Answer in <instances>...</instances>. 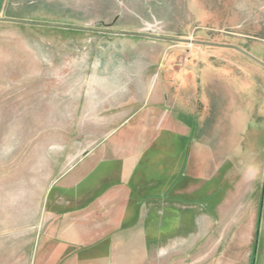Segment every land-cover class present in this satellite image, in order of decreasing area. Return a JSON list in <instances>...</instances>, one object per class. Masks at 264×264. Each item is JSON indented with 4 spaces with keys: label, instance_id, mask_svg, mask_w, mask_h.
Instances as JSON below:
<instances>
[{
    "label": "rangeland",
    "instance_id": "rangeland-1",
    "mask_svg": "<svg viewBox=\"0 0 264 264\" xmlns=\"http://www.w3.org/2000/svg\"><path fill=\"white\" fill-rule=\"evenodd\" d=\"M15 2L41 26L0 23V264H264V29L178 5L193 35L263 65L192 44L186 106L89 107L102 95L86 91L88 44L46 26L143 23L168 38L166 0Z\"/></svg>",
    "mask_w": 264,
    "mask_h": 264
},
{
    "label": "crops",
    "instance_id": "crops-1",
    "mask_svg": "<svg viewBox=\"0 0 264 264\" xmlns=\"http://www.w3.org/2000/svg\"><path fill=\"white\" fill-rule=\"evenodd\" d=\"M11 1L6 0L1 14L2 18L11 21L0 20V23H17L15 21L19 20L32 23L26 25L41 26L35 24V21L31 22L33 21L31 16L21 15L16 0ZM166 2L169 5L170 15L168 22L163 24L170 33L168 38L214 42L208 37H196L193 35V30H187L185 23L179 20L178 5L189 8L188 13L194 11L196 14L215 17L213 20L218 18L220 22L229 23L227 25L234 29L245 25H251L254 29H264V0H166ZM99 24L109 29L97 30L89 28V24L83 26L80 23H58L54 26H46L48 29L54 30L52 33L57 32L64 43L79 44L86 42L88 44L82 48L79 57L81 60L88 58L92 63L86 91L100 92L102 96L94 102L87 96L89 102L87 106L117 109L125 106L129 100L143 104L149 98L153 100V106L158 109L170 104L186 106L187 103H190L192 96L188 88V78L193 75L194 70L184 67L193 59H189V57L197 48L196 45H188L186 42L168 43L141 36L115 34L140 33L143 23ZM206 29H210L208 32L212 34L218 33L211 26H206ZM101 31L115 33H103ZM219 31L221 32V30ZM95 32L101 34L102 37H93L89 41H85V36H87L85 34ZM228 43L232 44V42L226 44ZM198 47L204 48L203 45ZM221 48L236 52L231 48ZM167 53H173V59L167 64V67L159 68L162 57ZM182 67L184 68L183 72H181ZM176 76L183 77L184 84L177 86L173 81ZM134 114L135 112L130 111L122 112L116 116L119 119L115 118L117 122L113 120L116 122L114 124H118L117 127H119L129 121ZM117 127L110 129L109 133ZM31 261H21L20 259L13 264H33Z\"/></svg>",
    "mask_w": 264,
    "mask_h": 264
},
{
    "label": "water",
    "instance_id": "water-1",
    "mask_svg": "<svg viewBox=\"0 0 264 264\" xmlns=\"http://www.w3.org/2000/svg\"><path fill=\"white\" fill-rule=\"evenodd\" d=\"M5 2H6V0H0V20L11 21V20H9L7 18H2L1 17L2 10H3V7L5 5ZM15 22H17L19 24H32V23H28L26 21H15ZM52 26H54V25H52ZM147 31H149L150 33H115V32H109V31H101V32H103V33H115V34H122V35H135V36H141V37H146V38H150V39H154V40L167 41V42H186L188 44H197V45H204V46H210V47L232 48V49L240 51L241 53L247 55L248 57L252 58L256 62H258V63L263 65V63L257 61L256 59H254L252 56H250L244 50L238 48L237 46H233V45H219V44L207 43V42L198 41V40H192V39H188V40L172 39V38H167V37L154 35V34H152V32H154V31L150 30V29H148Z\"/></svg>",
    "mask_w": 264,
    "mask_h": 264
}]
</instances>
